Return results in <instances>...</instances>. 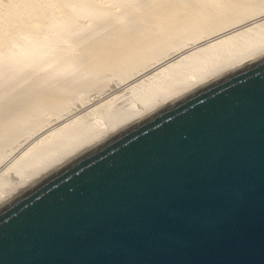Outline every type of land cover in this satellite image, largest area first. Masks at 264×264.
<instances>
[{
  "label": "water",
  "instance_id": "water-1",
  "mask_svg": "<svg viewBox=\"0 0 264 264\" xmlns=\"http://www.w3.org/2000/svg\"><path fill=\"white\" fill-rule=\"evenodd\" d=\"M0 264H264V54L1 202Z\"/></svg>",
  "mask_w": 264,
  "mask_h": 264
},
{
  "label": "bare ground",
  "instance_id": "bare-ground-1",
  "mask_svg": "<svg viewBox=\"0 0 264 264\" xmlns=\"http://www.w3.org/2000/svg\"><path fill=\"white\" fill-rule=\"evenodd\" d=\"M84 13L90 15L80 22ZM77 20L98 31L53 58L67 53L68 64L83 55L84 74L46 79L0 105V203L122 127L264 54V0H2L0 55L21 57L23 70L50 57L46 42Z\"/></svg>",
  "mask_w": 264,
  "mask_h": 264
},
{
  "label": "rangeland",
  "instance_id": "rangeland-1",
  "mask_svg": "<svg viewBox=\"0 0 264 264\" xmlns=\"http://www.w3.org/2000/svg\"><path fill=\"white\" fill-rule=\"evenodd\" d=\"M87 15L90 14L84 13L82 19L79 20V18L78 20L81 22L85 19L86 21L88 18ZM78 20L75 24H73L74 26L69 28V30H65V33L61 32L60 35L57 37L58 40L54 39V42H52L51 40H48L46 42L48 47L51 46V48L49 49L51 51L47 50L48 53L46 52L47 54L50 53V57L42 56L43 58L41 57V60H37L35 64L28 66L23 70L21 69V67L23 66L22 61H24V59H22L21 57H18L17 59H12V56L8 57L6 55H0V105L3 102L5 103L7 99H9L13 95H15L18 99L21 98L26 93L27 89H29L32 85L39 84L40 82L46 79L62 81L63 79H68L69 77L73 78L77 77L82 73L84 74V70L81 67V63L84 59L83 55L77 57L74 61H70L68 64L66 62V57L68 56L67 53L61 55L60 60L58 61L55 60L56 58H53L54 55L59 53L64 47L69 46V48H72V46H74L75 44H82L87 41L95 31H98V26L87 29L82 28L81 23L79 22L78 24ZM108 32L109 29L104 28L102 31H100L99 35L103 37ZM28 41L32 43V41ZM28 41H26L25 45L22 46H27L29 44ZM22 46L20 44V47ZM29 46H31V44ZM45 59H49L50 62L47 64V66L41 67V63Z\"/></svg>",
  "mask_w": 264,
  "mask_h": 264
}]
</instances>
